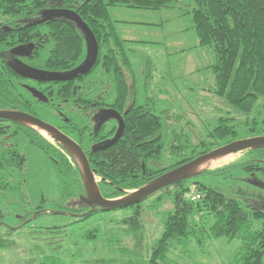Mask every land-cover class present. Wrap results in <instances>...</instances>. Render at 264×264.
I'll return each instance as SVG.
<instances>
[{
  "label": "trees",
  "instance_id": "obj_1",
  "mask_svg": "<svg viewBox=\"0 0 264 264\" xmlns=\"http://www.w3.org/2000/svg\"><path fill=\"white\" fill-rule=\"evenodd\" d=\"M179 1L0 0V17L5 18L0 23V110L21 111L40 119V115H44L59 121L58 127L78 142L87 154L91 168L100 180V190L107 199L124 197L127 192L137 190L215 148L240 139L264 136V119H247L243 125H238L234 118L221 117L205 141L184 152L174 163L156 167L161 161L166 162L167 159H163L166 149H170L173 155L181 146L189 147L187 144L178 146L183 141L184 132L176 130V121V126L169 123V111L157 115L139 103L130 50L126 48L127 41L117 32L110 9L160 10ZM192 1L195 4L193 28L199 46L209 47L214 52L215 63L211 68L216 80V94L239 112L251 113L258 99L264 96V0ZM62 10L77 13L93 32L99 44L96 67L89 75L70 82L40 83L23 78L17 72L23 69L21 64L31 69L68 73L87 58L88 44L84 32L70 17L57 15ZM48 16L52 19L44 21ZM98 68L112 81L108 107L124 113L125 130L117 143L95 153L94 147L102 146L114 134L100 138V133L107 131L104 128L97 131L88 121L87 105L92 101L84 97L82 84ZM77 82L81 87L74 89ZM37 93L42 94V99ZM23 139L49 162L58 187L57 197L40 195L36 199L30 195L29 200L26 199L24 185L18 181L24 177L22 170L26 162ZM246 159L233 166L199 173L159 193L161 195L155 203L166 197L172 200L174 207L165 220L164 232L152 243L147 261L141 253L144 242L142 216L144 202L153 196L122 208L131 209V215L120 224L133 237L137 252L123 249L122 252L132 258L129 264H171L168 255L174 247H180L186 253L193 244L202 248L212 240L221 239L229 243L241 242L240 249L228 264H264V149L246 152ZM236 171L247 174L238 180L250 184L251 188L246 187V190L233 187V184L220 188L214 183L202 182L225 174L233 181L237 179L233 178ZM191 187L199 195L195 202L188 199ZM0 195L5 201H11L14 209L25 211L26 214L19 217L20 224L44 209L84 214L92 208L86 202L83 173L76 159L35 129L7 120H0ZM35 199L36 206L32 208ZM118 210L98 209L83 218L68 216L67 224L41 229L45 235L62 234L68 226L100 213ZM49 215L53 214L40 216ZM209 218L212 224L207 227ZM262 221V227L258 228L257 223ZM14 231L7 229L0 236V252L15 246L10 238ZM96 238V232L87 234L88 240ZM43 259L40 264H63L55 256ZM84 264H114V261L101 259L85 261Z\"/></svg>",
  "mask_w": 264,
  "mask_h": 264
},
{
  "label": "rangeland",
  "instance_id": "obj_2",
  "mask_svg": "<svg viewBox=\"0 0 264 264\" xmlns=\"http://www.w3.org/2000/svg\"><path fill=\"white\" fill-rule=\"evenodd\" d=\"M194 8L192 0H180L172 3L169 8L160 10L123 7L110 9L117 32L127 41L125 45L130 50L139 103L149 105L157 115L169 111V123L176 126V121V130L184 132L183 141H180L178 146L187 144L189 147L187 149L181 146L174 150L177 153L173 155L170 149H166L163 157L167 159L166 162L161 161L156 167L174 163L184 152L191 151L200 142L205 141L221 117L234 118L235 124L238 125H243L247 119H264V96L258 99L251 113L244 114L216 94V80L211 68L215 63L214 52L209 47L199 46V39L193 28ZM3 21L5 18L0 17V22ZM100 74L104 75L98 68L90 75L82 84V92L103 94L108 101L113 84L106 76L100 77ZM89 83L95 85L88 86ZM40 116L42 120L56 124L54 118ZM40 133L54 142L47 133ZM21 141L26 162L22 170L24 179L18 181L24 185L23 190L27 195L25 198L29 200L30 195L36 199H39L40 195L57 197L58 187L49 162L42 153L27 145L24 139ZM228 156L223 161L205 163L206 165L197 172L222 169L247 160L246 152ZM77 161L79 163L78 159ZM14 174L18 176L16 172ZM246 176L247 174L236 171L233 178L237 179L233 181L228 180L225 174L208 178L210 180L204 179L202 182L214 183L220 188L232 184L237 188H251L249 183L248 186L246 182L238 180ZM97 181L100 180L97 178ZM191 190L188 199L195 202L192 200L195 188L191 187ZM159 195L161 194L158 193L145 201L143 206L144 242L141 253L146 261L149 259L152 243L164 232L165 220L174 207L172 200L166 197L162 202L155 203ZM36 199L32 201V208L36 206ZM27 208L25 206V210ZM21 214L26 213L14 209L13 203L5 201L0 195V236L4 235L7 229H15L10 237L15 246L0 252V264H40L45 256H55L61 259L63 264H84L85 261L101 259L114 261V264H129L132 258L125 255L123 249L137 253L134 250L133 237L128 234L126 227L120 224L121 220L131 215V209L100 213L86 221L68 226L62 230V234L48 235L43 234L45 232L41 228L67 224L68 215L40 214L31 223L22 226V223L18 222ZM211 224L212 219L209 218L206 226ZM262 224L263 221L257 223V227L261 228ZM91 232H96V239H87V234ZM240 247L239 240L231 243L225 239L212 240L202 248L193 244L186 253L180 247H174L168 257L171 264H228Z\"/></svg>",
  "mask_w": 264,
  "mask_h": 264
},
{
  "label": "water",
  "instance_id": "obj_3",
  "mask_svg": "<svg viewBox=\"0 0 264 264\" xmlns=\"http://www.w3.org/2000/svg\"><path fill=\"white\" fill-rule=\"evenodd\" d=\"M70 17L79 28L84 32L87 44L88 55L85 61L76 69L68 73L49 72L28 68L27 70L18 69L17 72L25 78L38 82H70L75 79L88 75L96 66L99 57V44L88 25L73 11L62 10L57 15ZM48 16L44 21L51 20ZM39 99H42V94L37 93ZM117 118L120 122L119 132L115 139L109 144L102 147L106 149L115 144L123 135L125 124L123 118L114 110L107 112L106 119ZM103 119V120H104ZM0 120L11 121L20 125H26L37 132H44L50 135L51 139L60 144L69 154L77 161L83 173L85 191L87 194L86 202L91 206V210L84 214H69L66 212H54L51 210H41L36 212L32 218L22 223L25 226L31 223L38 215L43 213H52L54 215H68L74 218H83L96 213L98 209L116 210L127 208L132 205L139 204L148 198L162 192L166 188L172 187L177 183L188 180L199 174L197 170L205 163L216 160L228 155L238 154L240 152H248L250 150L264 149V136H255L246 139H240L215 148L214 150L205 153L169 172H166L154 180L150 181L143 187L127 192V195L118 199H107L103 196L99 182L97 181V172L92 170L88 157L82 147L71 137L60 131L57 127L41 120L40 118L27 114L21 111L0 110ZM41 134V133H40ZM42 135V134H41ZM46 138V137H45ZM96 149L95 151H97ZM78 162V161H77Z\"/></svg>",
  "mask_w": 264,
  "mask_h": 264
},
{
  "label": "flooded vegetation",
  "instance_id": "obj_4",
  "mask_svg": "<svg viewBox=\"0 0 264 264\" xmlns=\"http://www.w3.org/2000/svg\"><path fill=\"white\" fill-rule=\"evenodd\" d=\"M37 22H39V21H37ZM1 23V22H0ZM84 61H85V59H84ZM83 61V62H84ZM82 62V63H83ZM81 63V64H82ZM80 64V65H81ZM79 65V66H80ZM20 67H22L23 68V70H27L29 67H27L26 65H22L21 64V66ZM20 67H18V68H20ZM78 67V66H77ZM77 67H75V68H73V69H71L70 71H72V70H74V69H76ZM96 67V66H95ZM94 67V68H95ZM36 70H40V69H36ZM89 75V74H88ZM85 76H87V75H85ZM104 77L106 76V78H107V80H110L109 79V77H108V75L107 74H104L103 75ZM103 76H101L100 75V77H103ZM83 77V76H82ZM24 78V77H23ZM26 79H28V78H26ZM77 79H79V78H77ZM77 79H75L74 81H76ZM28 80H31V79H28ZM31 81H34V80H31ZM36 82H38V81H36ZM40 83H42V82H40ZM79 83L77 82V83H75L73 86H74V89L76 88V87H78L79 85H78ZM102 85L101 86H103V83H101ZM110 94H111V92H109V96H110ZM103 94H97V95H94V94H89V91L88 92H86L85 93V98L89 101H92V102H90V104H88L87 105V114H88V121H89V123L90 124H94L93 125V127H96V130L97 131H99L100 129H103L104 128V131L106 130L107 131V133H105V134H101L100 133V138H102V137H105L104 135H109L110 133H112V132H114V134H113V136H111L109 139H107L105 142L106 143H104L102 146H100V147H94V152L96 153V152H98V151H100V150H104L102 147H104V146H106L107 144H109L113 139H115L116 138V136L118 135V132H119V126H120V122H119V120L117 119V118H109V119H104V118H106V115H107V112L108 111H110V110H114V111H116L118 114H120V116L123 118V120H124V113H122V112H120L119 111V109H117V108H112V107H108V104H109V100L107 101L106 100V98L105 97H103L102 96ZM107 99H108V97H107ZM110 99H111V96H110ZM94 101V102H93ZM88 103V102H87ZM143 105H146V108H151V107H149V105H147V104H143ZM104 119V120H103ZM42 120V119H41ZM44 121V120H43ZM46 122V121H45ZM48 123V122H47ZM56 123H58V124H51V125H53V126H55V127H57L60 131H62V129H60L58 126H59V121H57L56 120ZM50 124V123H49ZM124 124H125V122H124ZM63 132V131H62ZM64 133V132H63ZM66 134V133H65ZM67 135V134H66ZM123 136V135H122ZM70 137V136H69ZM73 139V138H72ZM121 139V138H120ZM119 139V140H120ZM74 140V139H73ZM118 140V141H119ZM117 141V142H118ZM52 142V141H51ZM116 142V143H117ZM52 143H54V144H56V145H60V144H58V143H56V142H52ZM78 143V142H77ZM79 144V143H78ZM80 145V144H79ZM114 145V144H113ZM61 146V145H60ZM62 147V146H61ZM83 149V148H82ZM96 149H98L97 151H95ZM87 155V154H86ZM88 157V156H87ZM88 160H89V158H88ZM90 162V161H89ZM91 165V164H90ZM41 211V210H40ZM38 212V211H37Z\"/></svg>",
  "mask_w": 264,
  "mask_h": 264
},
{
  "label": "bare ground",
  "instance_id": "obj_5",
  "mask_svg": "<svg viewBox=\"0 0 264 264\" xmlns=\"http://www.w3.org/2000/svg\"><path fill=\"white\" fill-rule=\"evenodd\" d=\"M228 157H229V156H225V157H222V158H219V159H216V160H212V161H223V160H225V159L228 158ZM210 162H211V161H209V162H207V163H210ZM207 163H206V164H207ZM206 164H204V165H206ZM204 165H202V166H204ZM202 166H201V167H202ZM201 167H200V168H201Z\"/></svg>",
  "mask_w": 264,
  "mask_h": 264
},
{
  "label": "built area",
  "instance_id": "obj_6",
  "mask_svg": "<svg viewBox=\"0 0 264 264\" xmlns=\"http://www.w3.org/2000/svg\"><path fill=\"white\" fill-rule=\"evenodd\" d=\"M198 199H199V195H197V194H195V193L193 192L192 200L197 201Z\"/></svg>",
  "mask_w": 264,
  "mask_h": 264
}]
</instances>
